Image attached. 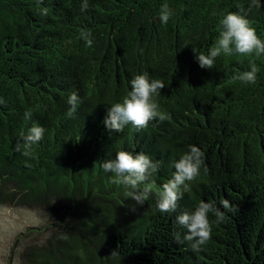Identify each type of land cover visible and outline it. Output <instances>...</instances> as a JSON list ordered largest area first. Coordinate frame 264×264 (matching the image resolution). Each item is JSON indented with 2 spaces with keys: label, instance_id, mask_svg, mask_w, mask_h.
<instances>
[{
  "label": "trees",
  "instance_id": "trees-1",
  "mask_svg": "<svg viewBox=\"0 0 264 264\" xmlns=\"http://www.w3.org/2000/svg\"><path fill=\"white\" fill-rule=\"evenodd\" d=\"M251 2L88 0L81 12L82 0H0V188L12 185L22 203H45L54 218L42 226L51 232L45 242L23 252L24 264H264V55L221 56L211 69L196 59L240 6L264 40V0L249 10ZM163 4L174 12L167 24L159 20ZM81 30L91 32V47ZM251 63L255 84L233 79ZM145 72L163 81L155 99L171 118L110 131L108 109ZM73 92L82 103L70 118ZM33 125L44 139L25 156L16 145ZM190 145L204 152L207 172L201 168L171 214L157 209L155 192L137 205L101 167L120 150L144 153L161 162L154 180L162 187ZM201 201L228 219L193 251L173 232L183 239L176 217Z\"/></svg>",
  "mask_w": 264,
  "mask_h": 264
},
{
  "label": "clouds",
  "instance_id": "clouds-1",
  "mask_svg": "<svg viewBox=\"0 0 264 264\" xmlns=\"http://www.w3.org/2000/svg\"><path fill=\"white\" fill-rule=\"evenodd\" d=\"M42 2V0H41ZM259 8L258 0H252L249 5ZM88 0H82L80 10L84 12L88 9ZM40 15L48 14L47 8L40 9ZM174 12L167 4H163L160 9L159 20L162 24H167ZM248 12L239 7L237 12H227L219 21L220 31L214 45L208 50V54H196L199 67L211 69L215 65V60L221 56L239 55L243 57H260L264 55V40L256 33L251 21L247 18ZM80 38L88 47L92 46L91 32L81 30ZM250 71L239 73L234 76V80H239L245 84H255L259 68L255 63L250 64ZM165 87L160 79H150L148 73L135 75L130 81V91L120 102L114 103L107 111V117L103 123L110 131L120 133L129 124L136 130H145L153 121L164 122L169 120L170 114L161 108L155 99L161 94V89ZM5 101L0 98V104ZM69 110L68 117H74L79 105L82 103L79 95L75 92L69 95L67 100ZM32 117L31 111L24 113L25 120ZM45 129L39 125H33L27 133H21L22 143H17L16 150L23 155L30 156L33 146L44 139ZM204 152L196 146H189V150L182 154L174 163L175 172L171 179L157 187L154 177L158 173L161 162L154 161L149 155L120 150L115 154L114 159H108L101 165L105 172L111 173V183L123 186L128 191L126 196L130 197L137 205H143L145 201L155 192L157 196L156 206L162 213H174L178 207V201L185 192L191 191V183L196 181L201 174V168L207 172L204 166ZM221 206L229 212L237 209L233 208L227 200L220 201ZM209 214H213L215 220L209 219ZM228 219L225 212L220 211L214 202L201 201L193 211H184L176 217V223L187 230L181 238L179 231L173 232V239L177 243L188 241L191 243L193 251H201L203 246L211 239L213 224L219 225Z\"/></svg>",
  "mask_w": 264,
  "mask_h": 264
},
{
  "label": "rangeland",
  "instance_id": "rangeland-1",
  "mask_svg": "<svg viewBox=\"0 0 264 264\" xmlns=\"http://www.w3.org/2000/svg\"><path fill=\"white\" fill-rule=\"evenodd\" d=\"M12 187L0 188V264H24L23 252L45 242L51 232L42 226L54 222L45 203H22ZM52 204L61 205L55 200Z\"/></svg>",
  "mask_w": 264,
  "mask_h": 264
}]
</instances>
